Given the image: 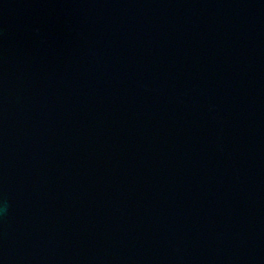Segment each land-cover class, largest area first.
<instances>
[{"label":"water","instance_id":"1","mask_svg":"<svg viewBox=\"0 0 264 264\" xmlns=\"http://www.w3.org/2000/svg\"><path fill=\"white\" fill-rule=\"evenodd\" d=\"M0 264H264V0H0Z\"/></svg>","mask_w":264,"mask_h":264}]
</instances>
